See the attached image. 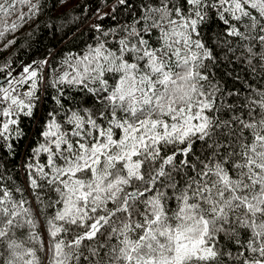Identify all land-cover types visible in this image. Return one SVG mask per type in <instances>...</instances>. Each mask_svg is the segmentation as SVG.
Instances as JSON below:
<instances>
[{
  "label": "snow or ice",
  "instance_id": "snow-or-ice-1",
  "mask_svg": "<svg viewBox=\"0 0 264 264\" xmlns=\"http://www.w3.org/2000/svg\"><path fill=\"white\" fill-rule=\"evenodd\" d=\"M106 4L0 66V264H264V0Z\"/></svg>",
  "mask_w": 264,
  "mask_h": 264
},
{
  "label": "trees",
  "instance_id": "trees-1",
  "mask_svg": "<svg viewBox=\"0 0 264 264\" xmlns=\"http://www.w3.org/2000/svg\"><path fill=\"white\" fill-rule=\"evenodd\" d=\"M40 3L42 8L37 17L16 32L0 38V66L10 63L19 70L24 64L52 60L53 55V64L58 63L69 49L76 50L81 41L89 39L90 33L85 31L83 36L74 40L81 31L78 27L80 19L85 15L81 8L86 7L90 12L98 6L102 9L108 6L106 0H40ZM94 21L99 22L92 17L87 23ZM103 23L107 26L113 22L106 19ZM9 41L14 43L8 45ZM3 75L0 73V79H3Z\"/></svg>",
  "mask_w": 264,
  "mask_h": 264
},
{
  "label": "water",
  "instance_id": "water-1",
  "mask_svg": "<svg viewBox=\"0 0 264 264\" xmlns=\"http://www.w3.org/2000/svg\"><path fill=\"white\" fill-rule=\"evenodd\" d=\"M0 80H2V79H0Z\"/></svg>",
  "mask_w": 264,
  "mask_h": 264
}]
</instances>
